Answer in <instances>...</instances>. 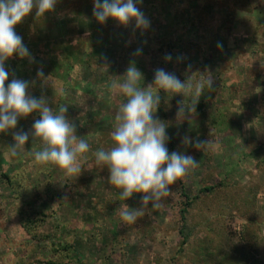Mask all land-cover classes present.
<instances>
[{
  "label": "rangeland",
  "instance_id": "1",
  "mask_svg": "<svg viewBox=\"0 0 264 264\" xmlns=\"http://www.w3.org/2000/svg\"><path fill=\"white\" fill-rule=\"evenodd\" d=\"M137 6L147 29L135 21L97 22L93 0H57L54 11L37 18L33 9L15 27L20 33L28 24L23 43L31 59L7 60L9 77L28 81L29 95L45 97L54 110L67 105V118L90 150L81 174L68 177L35 161L41 144L31 136L21 155L8 154L13 132H30L38 113L0 134V264H264V0H141ZM166 42L171 61L159 51ZM131 63L143 74L141 87L153 82L157 68L181 81L213 80L194 112L178 113L184 97L160 92L164 113L155 115L166 124L169 152L199 163L172 186L163 207L149 205L132 224L118 208L141 207V196L118 200L120 190L108 184L107 168L93 155L113 146L125 97L111 84ZM39 69L46 83L37 78ZM185 137L210 142L198 150ZM209 186L214 193L192 203L182 223L181 194L195 197ZM27 214L34 218L30 234L22 227ZM51 244L70 249L56 254Z\"/></svg>",
  "mask_w": 264,
  "mask_h": 264
},
{
  "label": "clouds",
  "instance_id": "2",
  "mask_svg": "<svg viewBox=\"0 0 264 264\" xmlns=\"http://www.w3.org/2000/svg\"><path fill=\"white\" fill-rule=\"evenodd\" d=\"M57 0H0V134H7L16 129L18 121L33 113L39 114L30 132H13L14 144L8 146L12 157L21 155L31 136L32 141H39L40 150L34 153L35 161L40 165H53L68 177H78L82 172L81 160L90 150L89 143L76 134L75 124L66 116L68 106L61 105L54 110L48 100L41 96L35 98L28 93V81L13 78L5 62L14 55L21 59H31L28 48L15 27L22 23L33 9L37 18L55 9ZM93 16L104 24L108 19L121 26H128L135 21V27L147 29L150 22L137 6L141 0H93ZM137 50L136 54H140ZM165 61H171V54H166ZM37 78L48 81L42 69L37 71ZM118 81H113L111 89L118 91L125 101L115 114L114 129L111 132L113 146L107 150L101 148L93 153L95 163L109 172L108 184L119 189L118 200L126 201L134 195L141 196V207L130 208L121 203L118 208L122 221L135 223L145 215V209L163 207L165 198L171 197L172 186L198 167V161L191 155L178 151L169 152V137L166 124L156 118L160 105V92L182 95L178 102V113L185 110L194 112L200 97L213 88L212 77L193 82L192 76L181 81L175 73L163 68L154 71V79L147 87H141L144 80L142 72L131 63L125 74ZM190 99V106L185 104ZM192 147L203 150L210 141H193L185 137L182 141Z\"/></svg>",
  "mask_w": 264,
  "mask_h": 264
},
{
  "label": "trees",
  "instance_id": "3",
  "mask_svg": "<svg viewBox=\"0 0 264 264\" xmlns=\"http://www.w3.org/2000/svg\"><path fill=\"white\" fill-rule=\"evenodd\" d=\"M27 25L28 24L23 23L22 32L20 31V33H17V34L22 35V38H23L24 42H28V40L26 38L28 36V32H29L28 29H27ZM162 44H161V47L159 48L160 53H162L164 56L166 54H170L171 44L169 42L162 43ZM10 82H11V78L9 77V80L6 83H10ZM161 102H162V98L160 100V105H159L158 111L164 113L163 109L161 107ZM196 109L197 110H201V104H196ZM261 162L264 163V155L261 157ZM3 177L7 178L8 181H9V178H8V176L6 174H4ZM214 191H215V187L209 186V187H203V188L199 189L198 190V194L195 197H189L187 194L182 193L181 195L183 196L185 201L182 204L183 208L180 210V221L182 223L185 222L186 213L188 211L187 209L190 207V205L192 203H194L196 200H198L200 198V196L207 195L209 193H214ZM22 223H23L22 227L25 229V231L27 233L30 234V232H31L30 230L32 229L31 226L34 224V218H32V216L30 214H27V216L22 219ZM183 242H185L184 238H183ZM48 248L51 249L52 252H54L56 254H59L61 251L63 252L64 250L67 251V250L70 249V247H68V246H60V248H56V246L54 244H51Z\"/></svg>",
  "mask_w": 264,
  "mask_h": 264
}]
</instances>
